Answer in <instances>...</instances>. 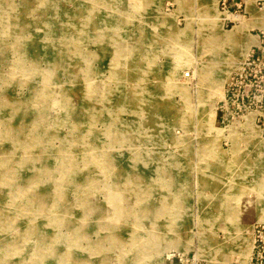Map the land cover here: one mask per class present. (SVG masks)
Segmentation results:
<instances>
[{
	"label": "rangeland",
	"instance_id": "374dc122",
	"mask_svg": "<svg viewBox=\"0 0 264 264\" xmlns=\"http://www.w3.org/2000/svg\"><path fill=\"white\" fill-rule=\"evenodd\" d=\"M262 40L264 0H0V264H251Z\"/></svg>",
	"mask_w": 264,
	"mask_h": 264
},
{
	"label": "built area",
	"instance_id": "2783aa9c",
	"mask_svg": "<svg viewBox=\"0 0 264 264\" xmlns=\"http://www.w3.org/2000/svg\"><path fill=\"white\" fill-rule=\"evenodd\" d=\"M220 109L229 122H245L248 115L255 113L254 122L264 134V40L252 46L240 70L231 76ZM253 232L251 264H264V222L255 224Z\"/></svg>",
	"mask_w": 264,
	"mask_h": 264
},
{
	"label": "bare ground",
	"instance_id": "6f19581e",
	"mask_svg": "<svg viewBox=\"0 0 264 264\" xmlns=\"http://www.w3.org/2000/svg\"><path fill=\"white\" fill-rule=\"evenodd\" d=\"M259 45V44H258ZM254 46V45H253ZM252 48V47H251ZM250 120V119H249ZM253 120V119H252ZM252 122V121H251ZM247 124V123H246ZM252 124V123H251ZM263 142V141H262ZM263 144H264V142H263ZM247 241H248V243L245 245V248L247 247V252H250V250L252 249V245L250 244V241H249V239H248V237H247V239H246ZM252 254V253H251ZM246 257V256H245Z\"/></svg>",
	"mask_w": 264,
	"mask_h": 264
},
{
	"label": "crops",
	"instance_id": "0c3cea01",
	"mask_svg": "<svg viewBox=\"0 0 264 264\" xmlns=\"http://www.w3.org/2000/svg\"><path fill=\"white\" fill-rule=\"evenodd\" d=\"M252 222H250L249 224H251Z\"/></svg>",
	"mask_w": 264,
	"mask_h": 264
}]
</instances>
